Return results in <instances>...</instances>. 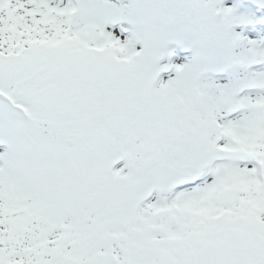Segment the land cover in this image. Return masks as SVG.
Here are the masks:
<instances>
[{"label":"snow or ice","instance_id":"obj_1","mask_svg":"<svg viewBox=\"0 0 264 264\" xmlns=\"http://www.w3.org/2000/svg\"><path fill=\"white\" fill-rule=\"evenodd\" d=\"M0 264H264V0H0Z\"/></svg>","mask_w":264,"mask_h":264}]
</instances>
